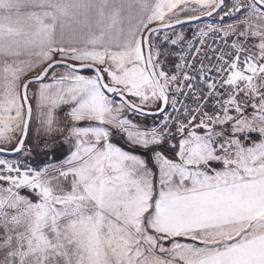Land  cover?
<instances>
[{
    "label": "snow or ice",
    "instance_id": "6c2138e0",
    "mask_svg": "<svg viewBox=\"0 0 264 264\" xmlns=\"http://www.w3.org/2000/svg\"><path fill=\"white\" fill-rule=\"evenodd\" d=\"M0 264H264V0H0Z\"/></svg>",
    "mask_w": 264,
    "mask_h": 264
},
{
    "label": "rangeland",
    "instance_id": "374dc122",
    "mask_svg": "<svg viewBox=\"0 0 264 264\" xmlns=\"http://www.w3.org/2000/svg\"><path fill=\"white\" fill-rule=\"evenodd\" d=\"M215 22H217V18L214 16L213 18H211L210 20H207V21H205V22H202V23H215ZM194 27V26H193ZM16 158H19V157H16ZM10 159H12V158H10ZM44 159V157H40V158H38L37 159V161H36V163H39L41 160H43Z\"/></svg>",
    "mask_w": 264,
    "mask_h": 264
},
{
    "label": "water",
    "instance_id": "95a60500",
    "mask_svg": "<svg viewBox=\"0 0 264 264\" xmlns=\"http://www.w3.org/2000/svg\"><path fill=\"white\" fill-rule=\"evenodd\" d=\"M211 18H213V17H210V18H205V20L203 21V22H205V21H207V20H210ZM17 156L15 155V154H8V158H16Z\"/></svg>",
    "mask_w": 264,
    "mask_h": 264
},
{
    "label": "crops",
    "instance_id": "0c3cea01",
    "mask_svg": "<svg viewBox=\"0 0 264 264\" xmlns=\"http://www.w3.org/2000/svg\"><path fill=\"white\" fill-rule=\"evenodd\" d=\"M121 145L124 146V147H127L126 145H123V142L121 141Z\"/></svg>",
    "mask_w": 264,
    "mask_h": 264
}]
</instances>
